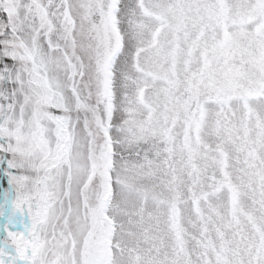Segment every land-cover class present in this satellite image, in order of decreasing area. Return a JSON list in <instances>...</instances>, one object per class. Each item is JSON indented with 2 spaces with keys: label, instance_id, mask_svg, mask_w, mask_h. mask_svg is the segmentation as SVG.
<instances>
[{
  "label": "snow or ice",
  "instance_id": "6c2138e0",
  "mask_svg": "<svg viewBox=\"0 0 264 264\" xmlns=\"http://www.w3.org/2000/svg\"><path fill=\"white\" fill-rule=\"evenodd\" d=\"M0 264H264V0H0Z\"/></svg>",
  "mask_w": 264,
  "mask_h": 264
}]
</instances>
